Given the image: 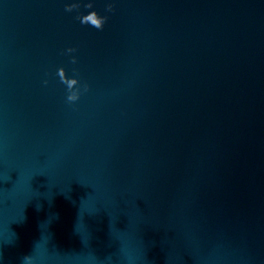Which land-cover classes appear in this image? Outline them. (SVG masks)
Instances as JSON below:
<instances>
[{"label": "water", "instance_id": "water-1", "mask_svg": "<svg viewBox=\"0 0 264 264\" xmlns=\"http://www.w3.org/2000/svg\"><path fill=\"white\" fill-rule=\"evenodd\" d=\"M0 264H264V0H0Z\"/></svg>", "mask_w": 264, "mask_h": 264}, {"label": "clouds", "instance_id": "clouds-1", "mask_svg": "<svg viewBox=\"0 0 264 264\" xmlns=\"http://www.w3.org/2000/svg\"><path fill=\"white\" fill-rule=\"evenodd\" d=\"M78 5L77 4H69L66 6L65 10L66 11H72L74 8H77ZM86 7L91 8L92 4L88 3L86 5ZM108 11L112 10V5L109 4L108 5ZM80 21L82 24H90L91 26L97 28V29H101L105 23L106 17L100 16L95 10L88 12L87 14L79 17ZM68 52H73L75 51V49L73 48H69L67 49ZM72 62L75 63L76 62V58L73 57L72 58ZM57 75L60 78V81L62 83H64L67 86L68 89V96H67V100L69 102H75L76 100L79 99L80 95H81V89L79 87H77L79 81L78 79L73 76V77H68L66 75L65 69L63 67H60L57 71ZM45 84H47V81H44ZM88 89V85L85 84L84 85V91H87ZM25 260L30 259L29 256H25L24 257Z\"/></svg>", "mask_w": 264, "mask_h": 264}]
</instances>
